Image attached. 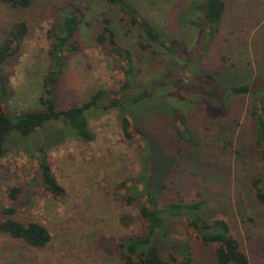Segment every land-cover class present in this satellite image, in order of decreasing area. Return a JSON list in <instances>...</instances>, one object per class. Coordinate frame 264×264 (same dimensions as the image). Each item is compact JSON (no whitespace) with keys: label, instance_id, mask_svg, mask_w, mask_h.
Listing matches in <instances>:
<instances>
[{"label":"rangeland","instance_id":"obj_1","mask_svg":"<svg viewBox=\"0 0 264 264\" xmlns=\"http://www.w3.org/2000/svg\"><path fill=\"white\" fill-rule=\"evenodd\" d=\"M129 1L142 19L171 36L169 53L130 26L127 15L107 0H34L28 8L0 4V46L18 22L30 25L18 53L2 65L10 117L43 110V83L52 66L48 30L58 8L80 4L85 17L74 37L79 49L64 56L63 74L54 84L57 110L82 106L99 90L110 94L103 105L131 92L132 98L151 94L137 106L131 104L129 112L172 160L169 165L166 158L168 166L155 183L161 203L207 200L203 217L226 220L250 264H264V203L251 188L261 170L260 155L250 115L258 104L264 117V101L233 92L246 85L251 93L262 92L264 100V0H224L219 32L212 35L207 0ZM105 18L112 21L118 43L133 52L135 90L122 91L123 70L96 41ZM178 79L183 81L166 84ZM88 114L95 136L88 144L66 141L61 121L49 122L29 137L14 132L7 138V153L0 159V221L2 209L14 207L16 220L44 225L52 240L33 248L1 234L0 264H123L122 244L145 234L147 222L138 202L128 200L143 170L141 150L125 137L116 109ZM179 122L187 130L184 136ZM155 144L152 148L158 150ZM42 145L66 190L61 201L43 187L38 156L26 154ZM158 156L163 158L162 152ZM14 187L22 193L10 202L7 192ZM174 222L175 242H157L164 260L218 264L215 247L186 229L184 217ZM181 243L189 244V261L176 247Z\"/></svg>","mask_w":264,"mask_h":264},{"label":"trees","instance_id":"obj_2","mask_svg":"<svg viewBox=\"0 0 264 264\" xmlns=\"http://www.w3.org/2000/svg\"><path fill=\"white\" fill-rule=\"evenodd\" d=\"M34 0H0V4H7L15 8H28ZM107 2L123 11L129 20L130 26L139 29L151 41L167 50L166 41L171 40V36L159 30L151 22L141 18L137 8L129 0H107ZM226 4L224 0H207V18L213 32H219L222 16L224 15ZM55 22L48 30L47 37L51 44L50 56L52 60L51 71L45 77L43 83V93L40 98L42 111L25 112L10 117L4 97L9 94L5 81L4 69L2 65L12 56L16 55L20 49L21 42L29 35L30 25L27 21L18 22L13 28L9 39L0 46V159L6 155L7 138L14 132L20 133L24 137H29L34 132L39 131L49 122L61 121L67 131L66 141H80L88 144L94 141L95 136L91 130L89 112L103 111L107 113L111 109L118 111V119L122 126L125 137L136 142L141 150L143 160V170L137 180L133 182V195L129 197V202H138L140 213L147 222L144 235L131 237L122 244L121 258L123 264H174L164 260L159 251L158 241L174 243L171 233L174 230V220L184 217L186 229L196 233L197 238L207 246L215 247L218 264H250L249 257L242 250L239 240L232 232L230 224L222 219H207L203 217V212L207 210V200H200L193 203L184 201L162 204L158 185L155 183L160 179L168 166L166 155L155 144V141L147 132L137 126L134 118L129 112V106H137L144 102L151 94H138L136 97H129L111 100L109 104H102V100L110 96L109 92L99 90L89 102L82 106L70 107L66 110L58 111L56 108L55 85L58 78L64 71V56L69 53H76L79 45L74 37L80 29L85 17L83 7L76 2H67L58 8ZM96 41L108 50V53L120 65L126 78L124 89L127 92L130 87L135 86V59L133 52L129 48L121 46L116 37L113 23L109 18L102 21V29L97 33ZM169 53V51L167 50ZM56 61V62H55ZM54 63V65H53ZM168 80V83H180ZM164 87V85H161ZM235 94H253L257 101L263 102L260 97L262 92H252L249 86L233 88ZM134 93V92H133ZM259 95V97L257 96ZM263 96V95H262ZM251 118L255 129V144L260 155V172L252 178L251 188L256 198L264 203V117L261 107L256 104L251 110ZM69 129V130H68ZM178 132L181 136L187 134L183 123L177 124ZM156 145L158 150L153 149ZM157 152V153H156ZM162 152V156H158ZM29 157L38 156L39 172L45 190L50 192L57 200H63L66 190L56 179L52 166L49 162V152L42 145L35 152L26 153ZM160 165V167H159ZM128 188L125 184H122ZM22 193L20 187L9 189L7 197L10 202L18 200ZM4 219L0 221V235H8L13 239L21 240L33 248L46 247L52 240L50 231L38 222L23 223L14 218L16 210L14 207L2 209ZM179 253L185 258L190 257V247L187 243L176 246Z\"/></svg>","mask_w":264,"mask_h":264}]
</instances>
